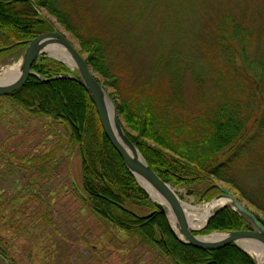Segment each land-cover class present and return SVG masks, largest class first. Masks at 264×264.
I'll use <instances>...</instances> for the list:
<instances>
[{
	"label": "trees",
	"instance_id": "trees-1",
	"mask_svg": "<svg viewBox=\"0 0 264 264\" xmlns=\"http://www.w3.org/2000/svg\"><path fill=\"white\" fill-rule=\"evenodd\" d=\"M57 24L75 39L114 101L126 135L164 182L187 189L207 184L201 201L221 194L209 189L221 182L264 225V179L251 182L241 174L245 167H264V0H0V57L56 31ZM33 72L21 90L0 101L32 110L49 120L52 126L44 128L58 129L51 149L27 161L40 178L58 153L78 150L73 197L85 209L81 237L37 249L49 227L44 220L53 225L50 204L36 195L26 202L38 203L34 208L33 200L28 212L9 202L0 207V219L30 236L37 264H70L69 249L92 237L105 241L101 253L111 245L115 252L142 248L170 264H255L235 244L207 251L178 240L109 142L84 87L57 78L76 74L45 57ZM247 228L225 207L194 235ZM34 229L43 230L33 236Z\"/></svg>",
	"mask_w": 264,
	"mask_h": 264
},
{
	"label": "rangeland",
	"instance_id": "rangeland-1",
	"mask_svg": "<svg viewBox=\"0 0 264 264\" xmlns=\"http://www.w3.org/2000/svg\"><path fill=\"white\" fill-rule=\"evenodd\" d=\"M53 21L56 20L53 19ZM56 31L63 33L79 50L75 39L60 24H57ZM25 51L26 47L18 49L8 56L0 57V69L6 65L19 63ZM45 56L51 58L47 54ZM73 71L78 75L76 68ZM28 111L32 112V110L25 111L17 107L8 99L0 101V146L4 147L3 150L6 153L0 158V207L6 206L9 202L11 209L16 208L21 213L23 210L28 212L29 209L36 208L38 203L35 199H33L35 206L32 205L33 200L29 202L30 204H26V202L36 195L42 196V200L47 205L50 204L49 220L53 222L51 226L49 221L44 220V224L49 227L45 238L39 239L36 246L37 249H43L42 247L47 244L55 246L62 238H78L82 231L79 227V220L84 215L85 209H80L81 205L74 204L73 197L74 178L78 177L80 171L78 150L64 149L58 153L56 156L58 159L50 173L41 175V178L38 170H28L32 163L28 164L27 161L46 154L55 142L54 135L58 133L56 128H44L43 124L45 123L52 126L48 123L49 120H44L41 116ZM241 174L251 182L256 179H264V167H245ZM46 177L49 181L45 180ZM217 184L222 185L220 182ZM260 185L263 187L261 181ZM206 188L207 184H196L191 189L175 188V190L183 202L201 206L211 201L199 200ZM192 193L193 195H191ZM247 203L246 205L249 206ZM251 208L255 210L252 206ZM19 218H21L20 214L17 219ZM35 224L40 226V221ZM25 225L27 226V223ZM42 230L34 229L29 233L37 236L42 233ZM55 231L58 234L55 235ZM29 237L13 230L9 223L0 219V264H37L34 252L27 242ZM120 237L125 238L123 234ZM84 240H86V244L79 246L77 242L73 245L74 247L69 249L70 264H170L169 259L161 258L157 256V253L143 251L142 248L115 252L109 245L107 251L101 253L106 246L103 239L92 237ZM93 248L94 255H91ZM46 252L43 250V256L46 255Z\"/></svg>",
	"mask_w": 264,
	"mask_h": 264
},
{
	"label": "water",
	"instance_id": "water-1",
	"mask_svg": "<svg viewBox=\"0 0 264 264\" xmlns=\"http://www.w3.org/2000/svg\"><path fill=\"white\" fill-rule=\"evenodd\" d=\"M26 51L22 57V73L21 76L11 84L0 85V96H8L21 90L28 79L31 76H35L33 72V65L38 58L45 56L44 49L50 45H56L65 50L67 55L70 57L71 63L50 56L56 59L62 64H66L71 70L77 69L78 75L72 76L71 74H61L57 78L63 79H75L81 84L89 95V98L96 108L102 129L108 138L109 142L117 153L121 156L126 168L136 179L140 187L145 191L150 200L156 204L157 208L160 209L166 216L172 232L178 240L185 245L193 246L197 249L214 251L223 249L230 244H235L240 247L245 253L252 255L246 251L239 242H247L251 249H258L261 244L264 246V225L256 218V216L250 212L244 205H242L237 198L228 190L222 187L221 184H215L210 189L218 188L222 191L220 195L210 201L213 203L218 199H227L228 203L222 204L217 207L213 213L209 216L204 226L199 229H191L188 226L187 217L185 214L182 201L175 189L164 182L155 171L148 165L142 154L131 142L126 135L124 129L121 126L119 114L115 106L114 101L110 98L106 90L99 83L96 73L88 65L87 61L83 58L80 52L74 47V45L64 36L63 33L58 31L41 34L31 41L24 42ZM13 48V46L9 47ZM104 97L108 98L112 103L115 112V119L113 123L110 122L106 107L103 103ZM138 177L143 179L148 185H150L157 193H159L164 201L154 200L141 185ZM167 206L173 211L176 216L177 224L181 237L173 230L170 219L167 213ZM225 207H230L239 213L249 224V228L240 231L226 232V233H212L207 236L194 235L195 232H200L207 228L211 218L220 210ZM214 234H221L222 236L218 239H212L209 236ZM254 260V259H253Z\"/></svg>",
	"mask_w": 264,
	"mask_h": 264
},
{
	"label": "bare ground",
	"instance_id": "bare-ground-1",
	"mask_svg": "<svg viewBox=\"0 0 264 264\" xmlns=\"http://www.w3.org/2000/svg\"><path fill=\"white\" fill-rule=\"evenodd\" d=\"M44 52L47 55L62 59L66 61L67 63H71L70 57L67 55L65 50L59 46H56V45L47 46L44 49ZM21 66H22V60L19 61V63L17 64L6 65L2 69H0V85L11 84L15 82L21 76V73H22ZM103 103L106 107L109 120L111 123H113L115 119V112H114L112 103L106 97H104ZM138 179L141 185L145 187L149 195L154 200L159 201V202L164 201L162 196L159 193H157L150 185H148L143 179H141L140 177H138ZM225 203H228L227 199H218V200H215L213 203H208V204L201 205V206H195V205L188 204L182 201V205L185 210L189 228L199 229L202 226H204L207 219L213 213V211L217 207ZM167 213H168V217L170 219V223H171L173 230L177 233L178 236L181 237V233L178 228L176 216L169 206H167ZM221 236H222L221 234H214L213 236H209L208 238L211 237L212 239H218ZM239 244L252 255L256 264H264V246L263 245L260 244L258 246V249H251V247H249L248 243L245 241L239 242Z\"/></svg>",
	"mask_w": 264,
	"mask_h": 264
}]
</instances>
